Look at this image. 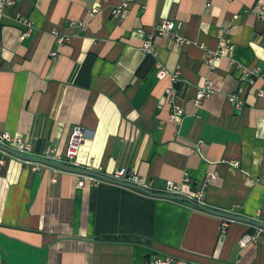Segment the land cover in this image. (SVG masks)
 <instances>
[{
  "label": "crops",
  "instance_id": "obj_1",
  "mask_svg": "<svg viewBox=\"0 0 264 264\" xmlns=\"http://www.w3.org/2000/svg\"><path fill=\"white\" fill-rule=\"evenodd\" d=\"M124 1L0 8V134L29 142L32 157L52 150L65 161L72 130L83 126L79 167L136 170L156 189L188 175L185 190L204 188L209 208L264 223V0H128V16L114 17ZM23 18L34 25L25 39ZM165 20L181 25L186 43L158 37L156 56L146 55L144 40ZM222 32L235 50L212 70ZM159 64L179 73L181 126L170 122ZM240 66L263 76L250 85ZM208 80L215 92L198 104ZM1 159L0 264H264V237L240 246L253 225L232 221L223 234V218L188 203L109 182L80 187L77 174L0 150ZM212 173L218 180L204 185Z\"/></svg>",
  "mask_w": 264,
  "mask_h": 264
},
{
  "label": "built area",
  "instance_id": "obj_2",
  "mask_svg": "<svg viewBox=\"0 0 264 264\" xmlns=\"http://www.w3.org/2000/svg\"><path fill=\"white\" fill-rule=\"evenodd\" d=\"M20 1L22 0H0V8L3 10L6 7L16 6ZM129 8H130L129 1L126 0L122 3L121 6L113 9V16L119 19H125L128 16ZM258 17L260 20L264 21V5L262 6L258 14ZM22 23L27 28V31L22 35V38L25 39L29 37L34 31V25L31 21H29L26 18H23ZM180 26L181 25L177 26L176 23L171 20H165L161 24L155 26L153 31L149 33L146 39L144 40L142 51L146 55L156 56L157 52H156L155 40L158 37H163L166 35H171L173 38H176V40L179 41L180 43L185 44L186 40L180 37L178 32ZM218 37L220 42L219 49L217 51L211 50V54L207 62L212 70H215L217 64L221 62L224 58H230L235 50V46L227 39V36L224 32H222V34ZM68 40L69 39L65 36L59 37L60 44L68 42ZM158 69H159L157 73L158 78L160 80L167 79L170 82V86L165 91L166 100L169 102V104L172 105L173 108L170 116V122L175 124L176 126H181L184 120V110L176 105L175 92H174L175 91L174 85L180 79L179 73L170 72L167 68H165L161 64H159ZM239 69L244 75L246 81H248L249 84L253 86L256 85L257 80L259 78H262L263 76L262 70L259 67L248 68V67L240 66ZM214 92H215V86L213 84V81L211 80L206 81V83L198 91L197 94V101L199 102L198 104H201V102L206 97L211 96ZM260 96H264V92H260ZM230 100L233 103H235L237 107H241L244 104L242 99L237 95L231 96ZM86 139H87V130L83 126H75L74 129L72 130L68 142L65 161L61 160L59 154L52 150L48 152L46 159L55 162H61L69 166L79 167L77 163V158L79 156L80 148L82 144L86 141ZM201 144H203V142H201ZM0 146L15 150L17 152H20L28 156H31L33 153V147L29 142H26L21 137L13 136L9 133L0 134ZM0 150L5 155H11L2 149ZM0 164L4 165L5 159H1ZM38 168L39 165H36L34 167V170H37ZM81 177L82 180H80L79 182L80 187H84L85 182L87 180H90L94 185H99L105 182L103 180L91 176H81ZM109 177L115 180L138 185L140 187L149 189L161 195L184 196L194 201L197 204L207 206L205 203L204 188L192 193H189L185 190L186 186L191 181L188 175L184 176L183 180L180 183H176L173 181L167 182L166 187L163 189L154 188L153 184L146 182L145 179L141 177L136 170H130L128 168H119ZM218 178L219 176L216 173L209 174L206 178V182L204 185L215 184ZM231 222L232 221L228 219L223 220V224H221L223 234L227 233L229 225H231L230 224ZM261 237H264V228L254 227L253 233L246 234L244 238H242L240 246L242 249H246L248 246L252 244H257ZM147 264H174V260L171 258L157 257L153 261L148 262ZM237 264H242V263L239 262Z\"/></svg>",
  "mask_w": 264,
  "mask_h": 264
},
{
  "label": "water",
  "instance_id": "obj_3",
  "mask_svg": "<svg viewBox=\"0 0 264 264\" xmlns=\"http://www.w3.org/2000/svg\"><path fill=\"white\" fill-rule=\"evenodd\" d=\"M0 149L4 150L5 152H8L9 154H11V155H13V156H15V157H17V158H19L21 160L27 161V162L45 164V165L51 166L53 168H56L58 170H61V171H64V172H68V173L77 174L79 176L95 177V178H98V179L103 180L105 182H109V183H112V184H117V185H120V186H124V187H127V188H131V189L140 191V192H142L144 194H147L149 196H152V197L164 198V199H169V200H174V201L185 202V203H188V204H190V205H192L194 207L199 208L203 212H206V213L214 215V216L218 215V217L223 218V219H228V220L235 221V222H243L244 224L245 223L246 224H250V225H253L254 227L264 228V223L263 222H259V221L253 220L251 218H247V217H243V216H239V215H235V214H230V213H227V212L217 211V210L209 208L208 206L197 204L194 201H192L189 198H186L184 196L161 195V194L155 193V192H153V191H151L149 189L140 187V186L135 185V184L126 183V182H123V181L112 179L111 177H109V176H107L105 174H102V173H99V172H95V171H92V170H87V169H84V168H81V167L69 166V165H66L64 163L55 162V161H52V160H49V159L36 158V157L28 156V155L22 154L20 152H17L15 150H12V149H9V148L3 147V146H0Z\"/></svg>",
  "mask_w": 264,
  "mask_h": 264
}]
</instances>
